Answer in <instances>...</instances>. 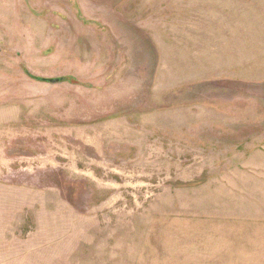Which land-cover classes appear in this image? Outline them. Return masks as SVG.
I'll return each instance as SVG.
<instances>
[{"label":"rangeland","instance_id":"374dc122","mask_svg":"<svg viewBox=\"0 0 264 264\" xmlns=\"http://www.w3.org/2000/svg\"><path fill=\"white\" fill-rule=\"evenodd\" d=\"M0 264H264V0H0Z\"/></svg>","mask_w":264,"mask_h":264},{"label":"trees","instance_id":"16d2710c","mask_svg":"<svg viewBox=\"0 0 264 264\" xmlns=\"http://www.w3.org/2000/svg\"><path fill=\"white\" fill-rule=\"evenodd\" d=\"M33 78L37 79V80H41V81H48V78L45 77H39V76H34L32 74H30ZM61 79V78H60ZM66 79H70V78H66Z\"/></svg>","mask_w":264,"mask_h":264},{"label":"water","instance_id":"95a60500","mask_svg":"<svg viewBox=\"0 0 264 264\" xmlns=\"http://www.w3.org/2000/svg\"><path fill=\"white\" fill-rule=\"evenodd\" d=\"M48 81L57 82V81H59V79L58 78H48Z\"/></svg>","mask_w":264,"mask_h":264}]
</instances>
